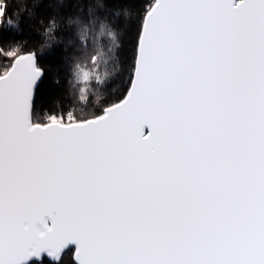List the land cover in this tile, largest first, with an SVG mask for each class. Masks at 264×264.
Returning <instances> with one entry per match:
<instances>
[{"label":"snow or ice","instance_id":"1","mask_svg":"<svg viewBox=\"0 0 264 264\" xmlns=\"http://www.w3.org/2000/svg\"><path fill=\"white\" fill-rule=\"evenodd\" d=\"M31 262L264 264V0H0V264Z\"/></svg>","mask_w":264,"mask_h":264},{"label":"trees","instance_id":"2","mask_svg":"<svg viewBox=\"0 0 264 264\" xmlns=\"http://www.w3.org/2000/svg\"><path fill=\"white\" fill-rule=\"evenodd\" d=\"M110 71L112 72V80H114V82L111 84V91L113 94H119V92H121L123 90V87H125L126 85H123L119 76V65L118 64H113L110 68ZM126 79V77H125ZM108 93L100 90V89H92L90 91H86L84 93V96L86 97L84 103H87L88 100H90L92 102L93 105H99L100 103H102L104 97L107 95Z\"/></svg>","mask_w":264,"mask_h":264},{"label":"rangeland","instance_id":"3","mask_svg":"<svg viewBox=\"0 0 264 264\" xmlns=\"http://www.w3.org/2000/svg\"><path fill=\"white\" fill-rule=\"evenodd\" d=\"M31 264H34V262H31Z\"/></svg>","mask_w":264,"mask_h":264}]
</instances>
